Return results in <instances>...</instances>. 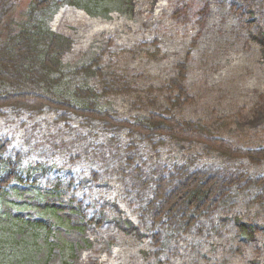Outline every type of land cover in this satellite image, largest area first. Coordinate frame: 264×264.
<instances>
[{
    "label": "rangeland",
    "instance_id": "1",
    "mask_svg": "<svg viewBox=\"0 0 264 264\" xmlns=\"http://www.w3.org/2000/svg\"><path fill=\"white\" fill-rule=\"evenodd\" d=\"M89 1L108 2L112 12L90 16L62 4L48 23L73 41L63 59L70 84L97 88V78L73 72L99 57L105 75L136 82L128 93L104 96L102 109L133 121L153 109L165 113L166 95L157 90L185 63L184 86L193 103L171 113L207 126L236 148H264V0ZM21 3L24 8L26 0ZM148 88L155 91L151 99L157 96L154 105L146 104ZM3 112L0 138L8 143L7 156L20 154L24 181L0 188V228L9 226L10 216L48 230L47 242L42 235L38 247H29L25 264H264V206L244 199L189 232L162 234L161 251L140 222L138 207L151 195L154 171L190 158L211 166L242 164L175 141L154 149L79 118L64 123L51 112ZM247 166L264 176V162ZM47 178L75 182L70 190L55 189ZM79 205L99 224L87 222Z\"/></svg>",
    "mask_w": 264,
    "mask_h": 264
},
{
    "label": "trees",
    "instance_id": "2",
    "mask_svg": "<svg viewBox=\"0 0 264 264\" xmlns=\"http://www.w3.org/2000/svg\"><path fill=\"white\" fill-rule=\"evenodd\" d=\"M22 1L0 0V114L4 113L3 110L14 115L28 113L32 116L51 112L57 121L68 123L71 118H79L85 123H98L113 133L139 137L154 149L166 141H175L197 145L206 153H215L227 161L242 164L234 168L211 166L190 158L170 169L165 167L154 171L149 178L151 195L138 207L141 225L152 234L153 247L161 251L164 245L161 244L162 234L189 232L206 217L224 207H233L240 199L264 206V176L253 175L247 166L264 162V148H236L214 135L207 126L171 113L193 103V96L184 86L185 63H178L175 76L157 90L166 95L167 107L162 109L165 113L153 109L143 119L120 118L102 109L100 101L104 96L130 92L136 82L126 75H105L97 57L73 74L83 75L86 80L97 78L99 86L70 84L63 59L71 51L73 41L48 26L62 4L76 6L90 16H105L113 9L109 3L26 0L25 7L21 8ZM135 93H139L137 88ZM143 93L146 104L154 105L157 96L151 97L155 91L148 88ZM7 146L8 143L0 138V188L11 182L24 181L20 172L21 156L19 153L7 156ZM128 160L133 161V156L129 154ZM244 161L248 164L243 165ZM140 180L141 177L138 182ZM46 182L51 180L47 178ZM74 182L73 178L54 179L50 184L55 189L70 190ZM74 200L78 202L77 198ZM82 214L87 222L99 224L94 216L83 210ZM5 219L9 226L0 228V264H25L29 247H38L42 235L43 242H47L48 230L39 222L10 216Z\"/></svg>",
    "mask_w": 264,
    "mask_h": 264
}]
</instances>
